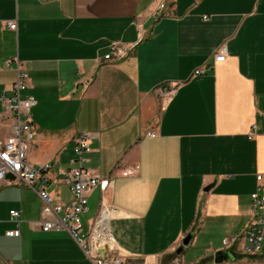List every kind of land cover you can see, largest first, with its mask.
<instances>
[{
	"label": "crops",
	"instance_id": "obj_1",
	"mask_svg": "<svg viewBox=\"0 0 264 264\" xmlns=\"http://www.w3.org/2000/svg\"><path fill=\"white\" fill-rule=\"evenodd\" d=\"M156 4L0 0V94L16 79L5 61L18 59L32 83L23 93L36 100L28 159L51 164L48 190L65 203L73 140L93 133L86 166L111 183L89 195L84 231L103 198L105 227L128 264L175 255L178 264H217L213 253L246 226L264 174V0H167L161 17ZM113 42L130 49L106 61ZM222 45L225 60L214 62ZM168 83L176 87L164 105ZM41 207L33 189L0 183V264H93L67 231L40 229ZM235 253L229 264H255Z\"/></svg>",
	"mask_w": 264,
	"mask_h": 264
},
{
	"label": "built area",
	"instance_id": "obj_2",
	"mask_svg": "<svg viewBox=\"0 0 264 264\" xmlns=\"http://www.w3.org/2000/svg\"><path fill=\"white\" fill-rule=\"evenodd\" d=\"M167 0H157L153 16L167 14ZM206 19V16H203ZM10 29H16L15 21H7ZM130 47L113 42L110 51L104 56L106 61H115L126 56ZM227 48L222 45L214 54V62L225 60ZM15 62L16 79L11 85V94H0V183L6 185L23 184L33 189L39 196L42 207L40 217L35 223L44 232L67 231L83 251L85 257L93 264H128L126 257L120 252L107 227H101L102 212L106 207L101 198L99 215L88 231L83 230L82 215L87 210L88 197L98 188L105 192L110 186V179L101 177L86 166L92 152L93 133L81 131L73 140V155L69 158V169L66 171L65 183L72 194L70 202L65 203L48 190L46 180L51 164L33 165L28 159V150L35 137V125L31 119V109L36 104L33 95L23 93L32 87L28 74L22 69L18 59L5 61L7 67ZM204 64L193 71L200 75L210 69ZM88 82H86V85ZM176 83H168L160 87L161 103L170 101ZM252 134V133H250ZM146 135L154 137L153 131ZM251 137V135H250ZM135 165L129 173L137 171ZM12 174V178L7 175ZM256 188L250 194L252 211L246 226L233 235L222 240V250L231 249L245 257L254 258L255 264H264V174L255 176ZM11 220L18 221L19 211L9 212ZM20 234L19 229L5 232L6 236ZM179 263V258L175 259ZM220 264H229L223 262Z\"/></svg>",
	"mask_w": 264,
	"mask_h": 264
},
{
	"label": "water",
	"instance_id": "obj_3",
	"mask_svg": "<svg viewBox=\"0 0 264 264\" xmlns=\"http://www.w3.org/2000/svg\"><path fill=\"white\" fill-rule=\"evenodd\" d=\"M7 177L12 178L13 175L8 174ZM191 238H192V233H187L182 239V242L179 245V247L175 250V253L181 254L184 251L185 247L188 246ZM235 257H236V253L234 250L231 249H225V250L219 249L213 253V261L214 263L217 264L233 260L235 259Z\"/></svg>",
	"mask_w": 264,
	"mask_h": 264
},
{
	"label": "rangeland",
	"instance_id": "obj_4",
	"mask_svg": "<svg viewBox=\"0 0 264 264\" xmlns=\"http://www.w3.org/2000/svg\"><path fill=\"white\" fill-rule=\"evenodd\" d=\"M176 257H177V255L162 258L160 264H178L177 261L175 260Z\"/></svg>",
	"mask_w": 264,
	"mask_h": 264
},
{
	"label": "bare ground",
	"instance_id": "obj_5",
	"mask_svg": "<svg viewBox=\"0 0 264 264\" xmlns=\"http://www.w3.org/2000/svg\"><path fill=\"white\" fill-rule=\"evenodd\" d=\"M106 210V209H105ZM105 210L103 211V218H102V220H101V223H102V226H106V224H104L105 222H106V220H105V215H106V212H105Z\"/></svg>",
	"mask_w": 264,
	"mask_h": 264
}]
</instances>
